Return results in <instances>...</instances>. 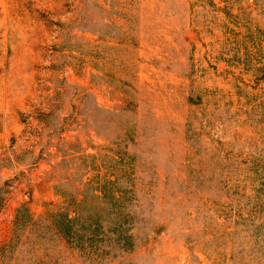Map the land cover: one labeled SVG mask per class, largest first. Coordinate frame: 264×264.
<instances>
[{
    "label": "rangeland",
    "instance_id": "rangeland-1",
    "mask_svg": "<svg viewBox=\"0 0 264 264\" xmlns=\"http://www.w3.org/2000/svg\"><path fill=\"white\" fill-rule=\"evenodd\" d=\"M0 264H264V0H0Z\"/></svg>",
    "mask_w": 264,
    "mask_h": 264
}]
</instances>
